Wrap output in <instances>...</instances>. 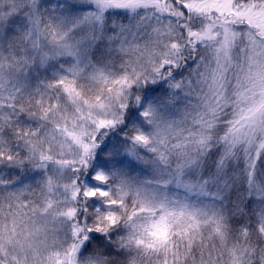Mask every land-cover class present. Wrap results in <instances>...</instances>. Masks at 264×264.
<instances>
[{
  "label": "snow or ice",
  "instance_id": "6c2138e0",
  "mask_svg": "<svg viewBox=\"0 0 264 264\" xmlns=\"http://www.w3.org/2000/svg\"><path fill=\"white\" fill-rule=\"evenodd\" d=\"M0 264H264V0H0Z\"/></svg>",
  "mask_w": 264,
  "mask_h": 264
}]
</instances>
